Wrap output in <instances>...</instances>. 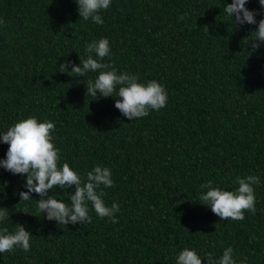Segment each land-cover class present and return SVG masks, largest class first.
<instances>
[{
    "label": "trees",
    "instance_id": "16d2710c",
    "mask_svg": "<svg viewBox=\"0 0 264 264\" xmlns=\"http://www.w3.org/2000/svg\"><path fill=\"white\" fill-rule=\"evenodd\" d=\"M224 6L112 0L96 24L79 17L75 0H0V130L29 115L52 119L60 163L82 174L108 166L114 184L104 199L119 205L115 224L91 205V223H57L36 207L39 194L27 201L13 195L26 191L24 176L0 168L5 226L22 223L32 234L29 251H6L0 264H175L184 247L218 258L229 245L238 261L264 264V43L253 48L257 25H236ZM246 7L261 6L248 0ZM100 37L111 46L102 62L162 83L165 107L129 120L114 106L115 92L85 95L95 73L60 71L61 63L86 58V43ZM7 148L0 143V158ZM248 174L261 184L254 186L256 211L245 210L243 219L221 220L197 199L201 183L232 190ZM67 192L74 187L49 190L65 202Z\"/></svg>",
    "mask_w": 264,
    "mask_h": 264
},
{
    "label": "clouds",
    "instance_id": "9594fccd",
    "mask_svg": "<svg viewBox=\"0 0 264 264\" xmlns=\"http://www.w3.org/2000/svg\"><path fill=\"white\" fill-rule=\"evenodd\" d=\"M79 17L87 21L91 19L96 24H102L101 10L110 7L112 0H75ZM248 0H225L224 13L231 17L236 25L256 24V30L251 35L252 47L258 48L264 43V17L257 21L256 16L264 11V0H259V9L246 7ZM180 20L184 16L179 17ZM0 20V25H3ZM85 57L79 63L66 62L59 65L60 71L71 76L84 77L95 73L86 83L85 95L92 98L113 97L116 93L114 106L129 120L149 115V111H158L166 106L168 92L165 86L151 79L141 81L135 73L118 71L110 63H104L103 58L111 56L110 41L100 37L87 42ZM71 63L69 70L68 64ZM74 77V76H73ZM55 122L52 119H40L35 115L21 118L0 130V143H6L8 148L5 156L0 158V168L12 174L24 176L23 188L14 191L20 201L33 200L32 193L39 194L36 207L48 220L65 225L72 223L89 224V205L99 218L107 217L113 224L117 223L115 215L119 205L113 201L109 206L104 197V189L114 184L112 171L108 166L94 165L91 170L81 173L68 162L60 163V149L54 143ZM26 174V175H25ZM236 188L227 190L220 185L213 186L212 181L199 185L197 199L206 205L221 220L244 218V211L255 212L256 194L254 186L261 184V178L255 174L238 176ZM7 181L0 184V193H4ZM59 187L67 190L74 187V192L68 195V202L57 199L49 194V190ZM9 209L0 206V254L19 248L25 252L30 249L31 232L24 224H14V230L9 231L5 226ZM231 245L225 247L217 258L212 253L199 252L196 248L184 247L174 256L175 264H247L246 259L237 260L233 255Z\"/></svg>",
    "mask_w": 264,
    "mask_h": 264
}]
</instances>
